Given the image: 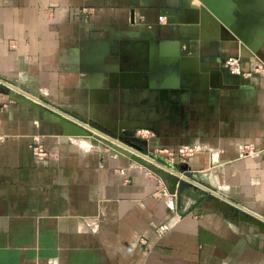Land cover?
I'll use <instances>...</instances> for the list:
<instances>
[{
  "label": "crops",
  "instance_id": "obj_1",
  "mask_svg": "<svg viewBox=\"0 0 264 264\" xmlns=\"http://www.w3.org/2000/svg\"><path fill=\"white\" fill-rule=\"evenodd\" d=\"M226 1L230 24L241 0ZM195 13L192 0H0V79L34 101L0 87V264H264V225L208 197L264 218V156L240 154L264 146V71L221 82L222 57L248 70L255 54ZM181 146L195 151L160 152Z\"/></svg>",
  "mask_w": 264,
  "mask_h": 264
},
{
  "label": "water",
  "instance_id": "obj_2",
  "mask_svg": "<svg viewBox=\"0 0 264 264\" xmlns=\"http://www.w3.org/2000/svg\"><path fill=\"white\" fill-rule=\"evenodd\" d=\"M229 1H231V0H229ZM200 2H201V6H200L201 17L206 19L203 24H207L206 22H210L211 24H216V25H214L216 27V33L219 32L220 30H222L224 32V34L227 32L233 33L235 35L234 37L238 38L241 41V43H243L246 46V48L248 50H250L255 55L259 56L260 58L263 57V54L261 52L262 50H261L260 46L264 42V37L262 39L260 38V40L258 41L257 39H255L256 35L258 34V31L255 30L254 28L252 29L249 25H247V26L242 25V23L244 24V22H246V24H249L248 21L251 19V17H249V18L245 17L244 13L242 12V6H243L244 1L241 0L240 2H236V5L232 7L233 9L229 13V15L235 16V18L232 19V25H236L237 28L242 27V29H245V31L242 33L243 37H239V34L236 32V30H234L232 28V26L229 25V23H226L225 20L221 17V14H223L224 12H227L226 10H224V8L222 6H219V10L217 12L213 11L212 15H209L211 12H208V14H207V13H204L202 11V6H204L207 9V7H209L208 3H218V0H204V2H203V0H200ZM219 2L224 4V5H228V3H229L226 0H224V2H221V0H219ZM195 10L198 11L197 8H195ZM165 11H167V12H165L166 14L172 13V12H170V10H165ZM238 13H241V17H237ZM222 25H225L230 30L224 31L222 28L219 30L218 28H220ZM215 36H217V35H215ZM252 41L255 43L254 45H253ZM149 52H150L149 54H153V53H151V50H149ZM219 76L221 78V82H223L224 84H233L234 83L232 75L230 77L229 75H226L223 71H220ZM212 85L213 84L211 83L210 86H212ZM4 91L10 93L11 90L6 89ZM10 95L14 99H22L24 101L29 100V101L34 102L33 100L29 99L27 96H25L21 93L13 92V94L10 93ZM36 104H38V103H36ZM65 121L67 122L68 126H70L71 129L73 130L72 134H74V135L91 136L93 139H95L99 142L106 143L107 145L111 146L112 148L123 150L126 152H130V153H134V154H138V155L142 156L146 162L145 166L152 169L161 179H163L168 184L169 192L175 193L176 190L178 191L179 189H181L182 182H180V184H179L177 177L165 165H162L158 162H154L149 156L142 154L141 152L136 150L134 147L122 142L121 140H119V139H117V138H115L109 134H106L105 132H103V131L95 128V127H92V126L82 122L81 120H72V119L65 118ZM150 161H153V162H150ZM208 197H209V199L213 200L214 207H216V208H218L224 212H229V214L232 215L233 217L243 216V217L247 218L246 220H251V222H253V224H256L257 226L261 227L262 224L264 225V222L260 221L258 218L252 217L249 213L245 212L244 210L237 207L236 205L226 201L224 198H221L220 196H218L214 193H209ZM243 219L244 218H241V220H243Z\"/></svg>",
  "mask_w": 264,
  "mask_h": 264
},
{
  "label": "built area",
  "instance_id": "obj_3",
  "mask_svg": "<svg viewBox=\"0 0 264 264\" xmlns=\"http://www.w3.org/2000/svg\"><path fill=\"white\" fill-rule=\"evenodd\" d=\"M159 19L162 20L164 19V16H159ZM240 58L239 56H233L229 55L226 56L223 60L220 61L222 64V67L228 70L229 74L232 76H240V77H247L251 75L252 72H258V71H264V62L261 60V58L257 55L253 57L251 60V65L248 70H244L241 67L240 64ZM0 87L2 88H7L11 90V85L8 84L7 82L3 81L0 79ZM6 135L0 132V143L5 139ZM32 153L37 157V158H43L47 155V151L44 149L43 145L34 137L32 138V142L29 145ZM165 151L166 153V158L167 160H172L175 155L179 156H185V155H191L194 153L195 148L193 147H188V146H181L178 147L176 151H171V150H160V152ZM240 154L241 155H263L264 156V146L262 147H256L254 144H244L241 146L240 149ZM152 159V158H151ZM163 165V164H162ZM153 171L152 169H150ZM154 172V171H153ZM155 173V172H154ZM156 174V173H155ZM156 176L161 180L157 174ZM210 193H214L213 191L209 190ZM246 212V211H245ZM248 213V212H247ZM250 214V213H249ZM252 217L258 218L260 221L264 222V218L262 216H253L250 214Z\"/></svg>",
  "mask_w": 264,
  "mask_h": 264
},
{
  "label": "rangeland",
  "instance_id": "obj_4",
  "mask_svg": "<svg viewBox=\"0 0 264 264\" xmlns=\"http://www.w3.org/2000/svg\"><path fill=\"white\" fill-rule=\"evenodd\" d=\"M242 1H244L243 6H242V12L244 13L245 17H248V18L251 17V19L248 21L249 24H246V22H244V24L242 23V25L243 26L249 25L252 29L254 28L255 30H257L258 33H262V31H264V0H242ZM192 2L194 4V7L198 9V11L196 10L194 19H198L201 25L206 26L205 28H206L207 34H209L211 36L219 35L220 37H232V38L235 36L231 32H227L224 34V32L222 30H220L221 28H218L220 31L216 33V27L214 26L216 24H211L210 22H206L207 24H203L206 19L202 18L201 14H200L201 13V10H200L201 2H200V0H198V1L192 0ZM232 9L233 8H231V10ZM202 11H203V9H202ZM203 12L208 14V12H205V11H203ZM209 15H212V14H209ZM238 15L241 17V13H238L237 16ZM229 18H230V16H229ZM231 24H232V22H230L229 25H231ZM235 28H236V30L241 31V34L245 31V29H242V27H238V28L235 27ZM222 29L224 31L230 30L229 28H226V27H224V28L222 27ZM239 37H241L240 34H239ZM240 43H241V41H240ZM241 44L246 48V46L243 43H241Z\"/></svg>",
  "mask_w": 264,
  "mask_h": 264
},
{
  "label": "bare ground",
  "instance_id": "obj_5",
  "mask_svg": "<svg viewBox=\"0 0 264 264\" xmlns=\"http://www.w3.org/2000/svg\"><path fill=\"white\" fill-rule=\"evenodd\" d=\"M203 2H204V0H203ZM206 5V4H205ZM208 6L209 7H207V9L204 7V6H202V9H206V11L207 12H211V14H213L212 12L213 11H215V12H217L218 10H219V7H218V5H217V3H208ZM210 8V9H209ZM226 23H228V22H226ZM232 26V25H231ZM260 34V35H259ZM241 35V34H240ZM264 31H262V33H258L257 35H256V38L255 39H257V40H260V38L262 39L264 36ZM241 37H243L242 35H241ZM253 42V41H252ZM258 44V43H257Z\"/></svg>",
  "mask_w": 264,
  "mask_h": 264
},
{
  "label": "flooded vegetation",
  "instance_id": "obj_6",
  "mask_svg": "<svg viewBox=\"0 0 264 264\" xmlns=\"http://www.w3.org/2000/svg\"><path fill=\"white\" fill-rule=\"evenodd\" d=\"M225 57H222L221 60H223Z\"/></svg>",
  "mask_w": 264,
  "mask_h": 264
}]
</instances>
